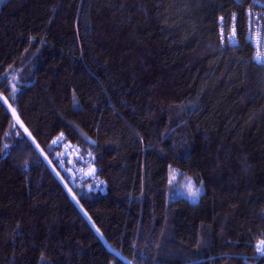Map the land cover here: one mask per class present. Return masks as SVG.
Returning a JSON list of instances; mask_svg holds the SVG:
<instances>
[{
	"label": "trees",
	"instance_id": "obj_1",
	"mask_svg": "<svg viewBox=\"0 0 264 264\" xmlns=\"http://www.w3.org/2000/svg\"><path fill=\"white\" fill-rule=\"evenodd\" d=\"M257 1L0 2V264H264Z\"/></svg>",
	"mask_w": 264,
	"mask_h": 264
},
{
	"label": "bare ground",
	"instance_id": "obj_2",
	"mask_svg": "<svg viewBox=\"0 0 264 264\" xmlns=\"http://www.w3.org/2000/svg\"><path fill=\"white\" fill-rule=\"evenodd\" d=\"M257 3L260 5V9L255 8L254 6L249 8L247 10V16L249 19V35H248V39L250 40L253 49H254V58L256 59V61L260 64H264V3L257 1ZM229 39V40H228ZM237 28L235 25L231 26V31L227 33V39H221L223 42L228 41L227 43L235 46L238 45V40H237ZM259 59V60H257ZM79 149V148H78ZM80 150V149H79ZM72 151L69 152H65L63 151V154H59L58 155V160L60 161L59 167L61 169L67 170L69 171L70 174H67V179H75L76 183H77V179L80 180V182L82 183H87L88 185H90L89 180L92 181L93 179V185L95 186L96 183L99 178L96 176H93V178H90L89 175L92 174V170L91 168L93 166L97 167L95 161H94V156L92 157L93 160V165L91 163V165H89L88 163L91 162L90 157H87V160H85L86 158H84V156H82L81 154H77L75 153L74 155L72 153H70ZM79 152V151H77ZM80 162H83V164H81V166L86 167L87 169H89L86 173H81L82 175H86L85 178H82L78 175V172L82 169H80V167H77ZM68 165H71V168H67ZM73 167L75 169H73ZM97 170V169H96ZM97 173V171H96ZM95 173V174H96ZM89 177V178H88ZM100 186V185H99ZM105 186L107 187V183L105 184ZM93 186L88 187L89 191H96V187L95 189H92ZM105 189L106 187L104 186H100V188Z\"/></svg>",
	"mask_w": 264,
	"mask_h": 264
},
{
	"label": "rangeland",
	"instance_id": "obj_3",
	"mask_svg": "<svg viewBox=\"0 0 264 264\" xmlns=\"http://www.w3.org/2000/svg\"><path fill=\"white\" fill-rule=\"evenodd\" d=\"M256 61V60H255ZM257 62V61H256ZM56 139H57V136H56ZM57 143V142H56ZM59 143H60V141H59ZM78 147V146H77ZM80 147V146H79ZM83 151V150H82ZM82 151L81 150H79V152H70V153H72L73 155L75 154V153H77V154H81L82 156H84V158H86L85 160H87V157H90V160H91V158L93 157V155L92 154H90L91 152H89V151H86L85 153H82ZM67 152V151H66ZM94 161H95V159H94ZM91 163L92 164H94L93 163V160H91ZM81 164H83V162H80V164L77 166V167H80V169H82V170H80L79 172H78V175L80 176V177H82V178H85L86 177V175H82L81 173H86L89 169H87L86 167H84V166H81ZM72 166L71 165H68L67 166V168L69 169V168H71ZM73 169H75L74 167H73ZM96 169H97V167H96ZM68 172V174H70L69 173V171H67ZM98 175H99V172H98V169H97V173L95 174L94 173V171L92 170V174L91 175H89V177L90 178H93V176H96V177H98ZM88 177V178H89ZM98 178H100V177H98ZM70 180V182L71 183H74L73 185L75 186V183H76V181H75V179H69ZM77 181H80L79 179H77ZM92 181H93V179H92ZM91 180H89V182H90V185H88V187H91V186H93L92 187V189H95V187H96V191H94L93 190V192H95V193H100V194H105L106 193V191L108 190V185H107V187L105 186V184H106V180L104 179V178H100L96 183H98V184H95V186L92 184L93 182H92ZM107 184H108V182H107ZM172 184H175V186L173 185L172 187H171V191H174V192H171V194H170V198L171 199H175V197L176 196H189V199L190 200H192V201H196V200H198V198H199V189L198 188H196L195 187V185L191 182V181H189V182H187L186 180L184 181H182V180H179V179H177V177H175V178H172ZM102 185V186H104V187H106L105 189H103V187L102 188H100V186ZM73 186V187H74ZM87 192H89V193H92L91 191H89V188L87 189Z\"/></svg>",
	"mask_w": 264,
	"mask_h": 264
},
{
	"label": "built area",
	"instance_id": "obj_4",
	"mask_svg": "<svg viewBox=\"0 0 264 264\" xmlns=\"http://www.w3.org/2000/svg\"><path fill=\"white\" fill-rule=\"evenodd\" d=\"M229 40V39H228ZM255 59V58H254ZM256 60V59H255ZM257 60H259V59H257ZM260 61V60H259ZM58 144H59V142H58ZM71 149H73V148H75V147H70ZM73 152V151H72ZM77 152V151H76ZM91 160H92V158H91ZM89 165H91V162L90 163H88ZM93 165V164H92ZM91 170H93L94 171V173H96V167L95 166H93L92 168H91Z\"/></svg>",
	"mask_w": 264,
	"mask_h": 264
},
{
	"label": "snow or ice",
	"instance_id": "obj_5",
	"mask_svg": "<svg viewBox=\"0 0 264 264\" xmlns=\"http://www.w3.org/2000/svg\"><path fill=\"white\" fill-rule=\"evenodd\" d=\"M0 2H3V0H0ZM261 62H264V61H261ZM262 244H264V242H262ZM258 251H261L262 253H264V247L258 248Z\"/></svg>",
	"mask_w": 264,
	"mask_h": 264
}]
</instances>
